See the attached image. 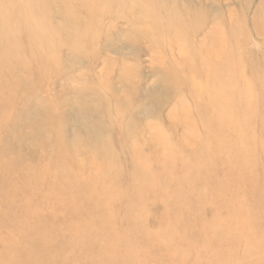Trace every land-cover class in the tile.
<instances>
[{
  "label": "rangeland",
  "instance_id": "1",
  "mask_svg": "<svg viewBox=\"0 0 264 264\" xmlns=\"http://www.w3.org/2000/svg\"><path fill=\"white\" fill-rule=\"evenodd\" d=\"M0 255L264 264V0H0Z\"/></svg>",
  "mask_w": 264,
  "mask_h": 264
},
{
  "label": "bare ground",
  "instance_id": "2",
  "mask_svg": "<svg viewBox=\"0 0 264 264\" xmlns=\"http://www.w3.org/2000/svg\"><path fill=\"white\" fill-rule=\"evenodd\" d=\"M36 2H37V1H36ZM37 3H38V2H37ZM42 8H43V7H42ZM37 10H38V9H37ZM42 10H43V9H42ZM155 22H156V21H155ZM156 24H157V23H156ZM29 26H30V25H29ZM158 30H159V29H158ZM86 45H87V44H86ZM74 50H75V49H74ZM75 52H76V51H75ZM204 64H205V63H204ZM212 64H213V63H212ZM201 65H202V64H201ZM210 65H211V64H210ZM200 68H201V67H200ZM121 69H122V68H121ZM122 71H124V70H122ZM127 71H128V70H127ZM193 71H194V69H193ZM201 72H202V71H201ZM212 72H213V70H212ZM214 72H215V70H214ZM124 73H125V72H124ZM194 73H195V72H194ZM203 73H205V72H203ZM217 73H218V72H217ZM106 74H107V73H106ZM122 74H123V73H122ZM128 74H129V73H128ZM123 75H125V74H123ZM123 75H121V76H123ZM127 76H128V75H127ZM203 76H204V75H203ZM216 76H217V75H216ZM104 77H105V76H104ZM125 77H126V76H125ZM125 77H124V78H125ZM197 77H198V76H197ZM210 79H211V78H210ZM204 83H205V82H204ZM216 83H217V82H216ZM209 84H210V83H209ZM212 84H213V83H212ZM106 85H107V84H106ZM104 86H105V85H104ZM82 88H83V87H82ZM111 88H112V87H111ZM113 88H114V87H113ZM215 90H216V88H215ZM78 91H79V90H78ZM218 91H219V90H218ZM215 92H216V91H215ZM78 93H79V92H78ZM212 93H213V92H212ZM205 95H206V94H205ZM209 95H210V93H209ZM79 96H80V95H79ZM34 100H35V99H34ZM63 103H64V102H63ZM70 107H71V106H70ZM48 108H49V107H48ZM58 110H59V109H58ZM66 110H67V109H66ZM71 110H73V109H71ZM85 111H86V110H85ZM108 111H109V110H108ZM59 112L61 113V110H60ZM114 114H115V113H114ZM63 115H64V114H63ZM72 115H73V114H72ZM59 116H60V115H59ZM66 116H67V115H66ZM73 116H74V115H73ZM70 117H72V116H70ZM88 117H89V115H88ZM58 118H59V117H58ZM73 118H74V117H73ZM79 118H80V117H79ZM62 119H64V117H63ZM69 119H71V118H69ZM77 119H78V117H77ZM75 120H76V119H75ZM76 121H77V120H76ZM108 122H109V121H108ZM110 122H111V121H110ZM115 123H116V122H115ZM115 123H114V124H115ZM76 124H77V123H76ZM86 124H87V123H86ZM128 124H129V123H128ZM131 124H132V123H131ZM77 125H78V124H77ZM132 125H133V124H132ZM80 126H81V125H80ZM88 126H89V125H88ZM133 126H134V125H133ZM61 127H62V126H61ZM89 127H90V126H89ZM120 127H121V126H120ZM78 129H79V128H78ZM80 129H81V128H80ZM80 129H79V131H80ZM91 129H92V128H91ZM63 130L65 131V129H63ZM84 130H85V129H84ZM86 130H87V129H86ZM41 131H42V130H41ZM60 131H61V130H60ZM88 131H89V130H88ZM61 132H62V131H61ZM37 133H38V132H37ZM57 133H58V132H57ZM81 133H82V131H81ZM85 133H86V132H85ZM131 134H132V133H131ZM43 135H44V133H43ZM83 136H84V135H83ZM23 137H24V136H23ZM57 137H58V136H57ZM52 138H53V137H52ZM82 138H83V137H82ZM86 138H87V137H86ZM89 138H91V137H89ZM96 138H97V137H96ZM7 139H8V138H7ZM34 139H35V138H34ZM57 139H58V138H57ZM91 139H92V138H91ZM24 140H25V139H24ZM39 140H40V139H39ZM82 140H83V139H82ZM84 140H85V138H84ZM87 140H88V139H87ZM89 140H90V139H89ZM56 141H57V140H56ZM100 141H101V140H100ZM5 142H6V141H5ZM7 142H8V141H7ZM46 142H47V141H46ZM53 142H54V141H53ZM53 142H52V143H53ZM8 143H9V142H8ZM12 143H13V141H12ZM23 143H24V142H23ZM10 144H11V143H10ZM16 144H17V143H16ZM16 144H15V145H16ZM71 144H72V143H71ZM6 145H8V144H6ZM52 146H53V144H52ZM55 146H56V145H55ZM106 146H107V145H106ZM85 147H87V146L85 145ZM10 149H11V148H10ZM55 150H56V148H55ZM65 151H66V150H65ZM82 152H83V151H82ZM82 152H81V153H82ZM107 152H108V151H107ZM63 153H64V152H63ZM52 154H53V153H52ZM57 155H58V154H57ZM112 156H113V155H112ZM104 158H105V157H104ZM107 158H108V157H107ZM52 159H53V158H52ZM110 160H111V157H110ZM57 161H58V160H57ZM105 162H106V161H105ZM113 162H114V160H113ZM113 162H112V164H113ZM114 168H115V167H114ZM117 168H118V167H117ZM50 169H52V168H50ZM50 169H49V170H50ZM65 171H66V170H65ZM117 171H118V169L116 170V172H117ZM114 172H115V171H114ZM43 174H44V173H43ZM60 174H61V173H60ZM60 174H59V175H60ZM104 176H105V175H104ZM58 177H59V176H58ZM87 177H88V176H87ZM87 180H88V179H87ZM106 181H107L106 183H108V179H107ZM114 181H115V180H114ZM91 184H94V183H91ZM108 184H110V183H108ZM94 185H95V184H94ZM111 185H112V184H111ZM114 185H115V184H114ZM109 186H110V185H109ZM36 190H38V189L36 188ZM71 190H72V189H71ZM90 190H91V189H90ZM38 191H39V190H38ZM91 191H92V190H91ZM89 193H91V192H88V194H89ZM89 196H90V194H89ZM71 197H72V196H71ZM92 197H93V196H92ZM105 197H106V196H105ZM203 197H204V196H203ZM83 198H84V197H83ZM83 198H82V200H83ZM69 199H70V198H69ZM89 199H90V198H88V201H89ZM70 200H71V199H70ZM80 200H81V199H80ZM82 200H81V201H82ZM86 200H87V199H86ZM71 201H72V200H71ZM88 201H87V202H88ZM98 201H99V200H98ZM107 201H108V200H107ZM60 202H61V201H60ZM90 202H91V201H90ZM90 202H89V203H90ZM99 203H100V202H99ZM90 204H91V203H90ZM92 205L94 206L93 203H92ZM101 205H102V204H101ZM97 206H98V205H97ZM99 206H100V205H99ZM94 207H95V206H94ZM97 209H99V208H97ZM71 212H72V211H71ZM113 216H114V215H113ZM113 216H112V217H113ZM115 216H116V215H115ZM100 217H101V216H100ZM102 217H103V216H102ZM109 217H110V216H109ZM114 218H115V217H114ZM119 218H120V217H119ZM131 218H132V217H131ZM98 219H99V218H98ZM159 219H160V217H159ZM104 220H105V218H104ZM104 220H103V221H104ZM107 220H108V219H107ZM97 221H98V220H97ZM100 221H101V220H100ZM105 221H106V220H105ZM105 221H104V222H105ZM119 221H120V220H119ZM124 221H125V220H124ZM87 222H88V221H87ZM87 222H86V224H88ZM93 222H94V221H93ZM107 222H108V221H107ZM115 222H116V221H115ZM82 223H83V222H82ZM89 223H90V222H89ZM84 225H85V224H84ZM84 225L82 224V227H83ZM89 225H90V224H89ZM92 225H93V223H92ZM92 225H91V226H92ZM105 225H108V223L105 224ZM119 225H120V224H119ZM85 226H86V225H85ZM108 226H109V225H108ZM113 226H114V225H113ZM79 227H80V226H79ZM79 227H78V228H79ZM86 227H87V226H86ZM86 227H85V228H86ZM94 227H95V226H94ZM99 227H100V226H99ZM101 227H102V226H101ZM80 228H81V227H80ZM90 228H91V227H90ZM97 228H98V227H97ZM112 228H113V227H112ZM114 228H116V227L114 226ZM134 228L136 229V227H134ZM86 229H87V228H86ZM86 229H85V231L87 232ZM92 229H93V228H92ZM101 229H103V228H101ZM104 229H105V227H104ZM107 229H108V228H107ZM110 229H111V228H110ZM94 230H96V229H94ZM118 230H119V229H118ZM140 230H141V229H140ZM85 231H84V232H85ZM111 231H112V230H111ZM114 231H115V230H114ZM79 232H80V231H79ZM102 232H103V230H102ZM102 232H101V233H102ZM109 232H110V231H109ZM109 232H107V233H109ZM132 232H133V231H132ZM139 232H140V231H139ZM95 233H96V232H95ZM135 233H136V232H135ZM92 234H93V233H92ZM111 234H112V233H111ZM118 234H120V233H118ZM118 234H117V235H118ZM122 234H123V232H122ZM136 234H137V233H136ZM136 234H135V235H136ZM79 235H80V234H79ZM103 235H104V234H103ZM132 235H133V234H132ZM140 235H141V234H140ZM150 235H151V234H150ZM156 235H157V234H156ZM156 235H155V236H156ZM80 236H81V235H80ZM80 236H78V237H80ZM97 236H98V235H97ZM100 236H101V235H100ZM127 236H128V235H127ZM46 237H47V236H46ZM83 237H84V236H83ZM104 237H105V235H104ZM125 237H126V236H125ZM97 238H98V237H97ZM106 238H108V236H107ZM109 238H110V237H109ZM154 238H155V237H154ZM159 238H160V237H159ZM75 239H76V238H75ZM78 239H81V238H78ZM104 239H105V238H104ZM123 239H124V238H123ZM127 239H128V238H127ZM161 239H162V238H161ZM14 240H15V239H14ZM14 240H13V241H14ZM72 240H73V238H72ZM118 240H119V239H118ZM121 240H122V239H121ZM16 241H18V240H16ZM85 241L87 242V239H86ZM95 241H96V240H95ZM97 241H98V240H97ZM109 241H110V240H109ZM83 242H84V240H83ZM102 242H103V241H102ZM107 242H108V241H107ZM73 244H74V243H73ZM81 244H84V243H81ZM104 244H105V242H104ZM6 245H7V244H6ZM75 245H76V244H75ZM97 245H98V243H97ZM99 245H100V244H99ZM129 245H130V244H129ZM9 246H10V245H9ZM93 246H94V245H93ZM77 247H78V246H77ZM104 247H106V246H104ZM133 247H134V246H133ZM12 248H14V247H12ZM96 248H97V247H96ZM100 248H101V247H100ZM125 248H127V247H125ZM134 248H135V247H134ZM17 249H18V248H17ZM72 249H73V248H72ZM77 249H79V248H77ZM94 249H95V248H94ZM131 249H132V248H131ZM84 250H87V249L84 248ZM84 250H83V252H84ZM137 250H138V249H137ZM144 250H145V248H144ZM78 251H80V250H78ZM78 251H77V252H78ZM99 251H100V250H99ZM104 251L107 252V249L104 250ZM129 251H130V250H129ZM87 252H88V251H87ZM90 252H91V251H90ZM93 252H94V250H93ZM115 252H116V251H115ZM117 252H118V250H117ZM126 252H127V251H126ZM85 253H86V252H85ZM127 253H128V252H127ZM72 254H74V253H72ZM87 254H88V253H87ZM87 254H85V255H87ZM107 254H108V253H107ZM119 254H120V252H119ZM136 254H137V253H136ZM6 255H7V254H6ZM58 255H59V254H58ZM75 255H76V253H75ZM79 255H81V254L79 253ZM79 255L76 256V257H79ZM88 255H90V254H88ZM110 255H111V254H110ZM0 256H1V255H0ZM32 256H33V255H32ZM97 256H98V255H97ZM112 256H114V255H112ZM129 256H130V255H129ZM58 257H60V255H59ZM100 257H101V256H100ZM105 257H106V255H105ZM2 258H3V257H2ZM83 258H84V257H83ZM83 258H82V259H83ZM85 258H86V257H85ZM118 258H119V257H118ZM3 259H4V258H3ZM79 259H80V258H79ZM82 259H81V260H82ZM95 259H97V257H96ZM95 259H94V261H95ZM122 259H123V258H122ZM129 259H130V258H129ZM60 260H61V258H60ZM62 260H63V259H62ZM99 261H100V260H99ZM99 261H98V262H99ZM106 261H107V260H106ZM102 262H103V261H102ZM126 262H127V261H126ZM55 263H56V262H55ZM58 263H59V262H58ZM104 263H105V262H104ZM110 263H111V262H110ZM131 263H132V262H131ZM131 263H129V264H131ZM14 264H15V263H14ZM85 264H87V263H85ZM88 264H89V263H88Z\"/></svg>",
  "mask_w": 264,
  "mask_h": 264
}]
</instances>
